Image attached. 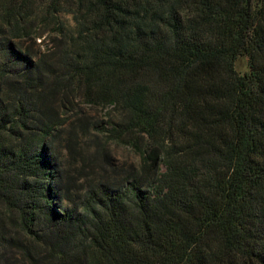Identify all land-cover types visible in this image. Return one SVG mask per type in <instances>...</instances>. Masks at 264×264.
I'll list each match as a JSON object with an SVG mask.
<instances>
[{
	"label": "trees",
	"instance_id": "obj_1",
	"mask_svg": "<svg viewBox=\"0 0 264 264\" xmlns=\"http://www.w3.org/2000/svg\"><path fill=\"white\" fill-rule=\"evenodd\" d=\"M0 264H264V0H0Z\"/></svg>",
	"mask_w": 264,
	"mask_h": 264
},
{
	"label": "rangeland",
	"instance_id": "obj_2",
	"mask_svg": "<svg viewBox=\"0 0 264 264\" xmlns=\"http://www.w3.org/2000/svg\"><path fill=\"white\" fill-rule=\"evenodd\" d=\"M63 20L68 24V25H74V22L72 20V16L70 14H62ZM236 69L240 73H245L249 70V57L248 56H240L237 61H236ZM86 111L88 112L89 116H92L94 121L97 122H102L105 125L106 122H110L113 124L114 120H116V113L113 111V109L107 108L105 106H90L87 104L85 106ZM68 126V124H67ZM83 139L86 140L87 147L89 146V141L90 138L83 137ZM85 144V145H86ZM109 146L112 148L116 163L118 165H122L125 163H138L139 162V155L137 152L132 149L130 146L125 144L124 142L116 141V140H110L109 141ZM88 149V148H87ZM61 155L63 160H68L67 158V152L66 149L61 147ZM91 149H89L90 151ZM74 169V167H72ZM75 170V169H74ZM75 174L76 178H79V182L77 184H82L84 181V176L78 173L76 170L75 172H72ZM77 188H75L76 191Z\"/></svg>",
	"mask_w": 264,
	"mask_h": 264
}]
</instances>
